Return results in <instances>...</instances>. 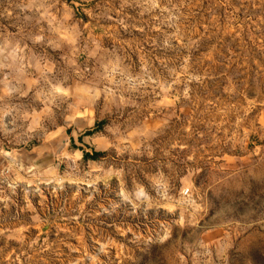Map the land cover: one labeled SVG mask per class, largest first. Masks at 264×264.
Here are the masks:
<instances>
[{
  "label": "rangeland",
  "instance_id": "rangeland-1",
  "mask_svg": "<svg viewBox=\"0 0 264 264\" xmlns=\"http://www.w3.org/2000/svg\"><path fill=\"white\" fill-rule=\"evenodd\" d=\"M0 264H264V0H0Z\"/></svg>",
  "mask_w": 264,
  "mask_h": 264
},
{
  "label": "built area",
  "instance_id": "built-area-1",
  "mask_svg": "<svg viewBox=\"0 0 264 264\" xmlns=\"http://www.w3.org/2000/svg\"><path fill=\"white\" fill-rule=\"evenodd\" d=\"M185 193H187V191H185Z\"/></svg>",
  "mask_w": 264,
  "mask_h": 264
}]
</instances>
